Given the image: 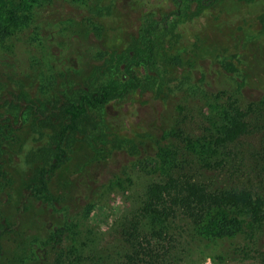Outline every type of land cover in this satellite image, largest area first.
I'll use <instances>...</instances> for the list:
<instances>
[{"label": "rangeland", "instance_id": "obj_1", "mask_svg": "<svg viewBox=\"0 0 264 264\" xmlns=\"http://www.w3.org/2000/svg\"><path fill=\"white\" fill-rule=\"evenodd\" d=\"M87 2L44 3L0 49V264H54L57 248L45 241L66 219L87 252L111 241L178 150L198 160L188 141L209 133L220 92L264 116V0ZM36 25L53 49L48 62L63 88L55 99L37 95L45 62L25 57ZM18 43L21 52L7 48ZM105 86L117 90L78 116L46 178L53 209L34 195L38 170L55 163L65 108ZM247 140L261 146L264 127ZM211 225L196 230L201 238L182 264H225L207 236Z\"/></svg>", "mask_w": 264, "mask_h": 264}, {"label": "trees", "instance_id": "obj_2", "mask_svg": "<svg viewBox=\"0 0 264 264\" xmlns=\"http://www.w3.org/2000/svg\"><path fill=\"white\" fill-rule=\"evenodd\" d=\"M69 1L87 5L89 0ZM50 2L0 0V49L18 40L17 33L30 28L39 8ZM40 27L36 25L33 31L36 37L33 34L27 36L28 43L24 41L30 47L25 57L28 54L35 64L45 62L43 88L37 95L52 99L63 88L54 82L53 66L48 62L53 49L38 37ZM7 48L21 52L19 43ZM123 89L121 93L127 91ZM116 90L105 86L99 92L84 93L77 104L65 108L70 119L55 144V163L38 170L34 189L35 197L47 206L56 209L46 178L66 155L67 132L76 129L80 114L105 104ZM219 94L224 99L212 109L209 133L188 141L189 148L201 151L198 160H189L188 151L178 150L170 172L145 184L133 211L117 221L114 238L95 253L77 244L66 219L45 241L57 248L54 264H182L201 238L196 230L201 232L211 222L207 236L225 264H264V140L261 146L247 140L264 127V116L255 103L243 105L225 91Z\"/></svg>", "mask_w": 264, "mask_h": 264}]
</instances>
